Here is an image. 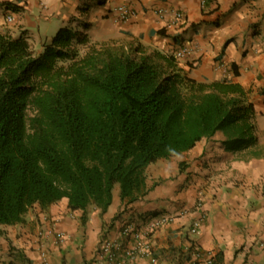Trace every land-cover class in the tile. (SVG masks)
<instances>
[{
    "label": "trees",
    "instance_id": "trees-1",
    "mask_svg": "<svg viewBox=\"0 0 264 264\" xmlns=\"http://www.w3.org/2000/svg\"><path fill=\"white\" fill-rule=\"evenodd\" d=\"M250 96L140 43L66 26L37 52L24 34L0 32V224L64 197L72 210L105 211L117 185L133 203L149 190V165L219 131L228 149L261 157Z\"/></svg>",
    "mask_w": 264,
    "mask_h": 264
},
{
    "label": "crops",
    "instance_id": "crops-1",
    "mask_svg": "<svg viewBox=\"0 0 264 264\" xmlns=\"http://www.w3.org/2000/svg\"><path fill=\"white\" fill-rule=\"evenodd\" d=\"M137 15L116 19V1L0 0V32L24 34L33 49L62 27L84 32L91 41L142 44L148 52L190 53L176 59L197 81L228 80L251 91L256 134L264 151V0H133ZM156 7L180 9L185 19L166 26ZM7 15L13 20L8 22ZM219 131L182 153L146 169L148 192L133 203L122 201L119 186L109 207L72 210L68 198L42 208L35 204L20 223L0 224V264H100L99 247L121 233L127 222L175 214L153 235L158 264H186L199 248L217 264H264V154L226 147ZM200 203L201 207L197 208ZM200 220L196 235L189 226ZM141 258L137 264H146Z\"/></svg>",
    "mask_w": 264,
    "mask_h": 264
},
{
    "label": "built area",
    "instance_id": "built-area-1",
    "mask_svg": "<svg viewBox=\"0 0 264 264\" xmlns=\"http://www.w3.org/2000/svg\"><path fill=\"white\" fill-rule=\"evenodd\" d=\"M116 1V19L127 21L137 15L133 0H108ZM155 14L166 23V26H179L185 19V13L180 9H166L156 7ZM6 20L11 22L12 15H7ZM190 53L188 47L174 53L176 59H182ZM201 204H197L200 208ZM175 214L153 215L143 222H127L123 225L121 233L124 237L131 240L129 244L125 240L107 238L101 242L99 247L98 261L100 264H137L141 258L146 259V264H158V257L155 255L153 247V235L155 231L171 221ZM200 220L195 219L189 226V232L196 235L200 229ZM190 251L191 258L186 264H217L213 257L205 255L199 248L194 247ZM43 262H48V253L42 250Z\"/></svg>",
    "mask_w": 264,
    "mask_h": 264
},
{
    "label": "rangeland",
    "instance_id": "rangeland-1",
    "mask_svg": "<svg viewBox=\"0 0 264 264\" xmlns=\"http://www.w3.org/2000/svg\"><path fill=\"white\" fill-rule=\"evenodd\" d=\"M32 48H33V47H32ZM28 113H29V115H32V114H33L32 109H30V110L28 111Z\"/></svg>",
    "mask_w": 264,
    "mask_h": 264
}]
</instances>
